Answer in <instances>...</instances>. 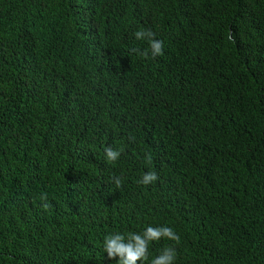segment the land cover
<instances>
[{
  "label": "trees",
  "instance_id": "1",
  "mask_svg": "<svg viewBox=\"0 0 264 264\" xmlns=\"http://www.w3.org/2000/svg\"><path fill=\"white\" fill-rule=\"evenodd\" d=\"M149 225L181 240L142 264H264V0H0V264H117Z\"/></svg>",
  "mask_w": 264,
  "mask_h": 264
},
{
  "label": "clouds",
  "instance_id": "2",
  "mask_svg": "<svg viewBox=\"0 0 264 264\" xmlns=\"http://www.w3.org/2000/svg\"><path fill=\"white\" fill-rule=\"evenodd\" d=\"M134 37L137 41L145 42L147 47H133L129 50V56L135 55L143 60L156 59L164 54V41L157 38V34L150 28H140L134 32ZM124 148H114L107 145L104 148V159L106 162L117 163ZM144 160L147 164H151L153 156L151 152L144 154ZM159 179L157 172L149 170L143 173L138 179L137 183L143 186L154 184ZM111 182L119 189L123 184L121 176L112 175ZM47 193H41L39 200L41 207L47 209ZM162 239L173 241L174 245H179L181 237L168 226L154 227L149 225L142 232H127L122 234L120 232L107 235L103 241L104 252L107 253L109 259H116L117 264H142L148 261L149 246L153 242H158ZM168 245L162 249L159 255L150 261V264H174L177 256L176 247Z\"/></svg>",
  "mask_w": 264,
  "mask_h": 264
}]
</instances>
